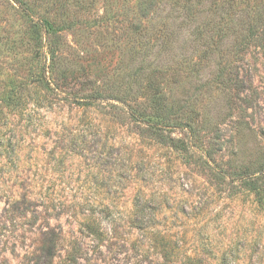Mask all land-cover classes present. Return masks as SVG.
I'll use <instances>...</instances> for the list:
<instances>
[{"label":"rangeland","instance_id":"374dc122","mask_svg":"<svg viewBox=\"0 0 264 264\" xmlns=\"http://www.w3.org/2000/svg\"><path fill=\"white\" fill-rule=\"evenodd\" d=\"M263 38L264 0H0V264H264Z\"/></svg>","mask_w":264,"mask_h":264},{"label":"trees","instance_id":"16d2710c","mask_svg":"<svg viewBox=\"0 0 264 264\" xmlns=\"http://www.w3.org/2000/svg\"><path fill=\"white\" fill-rule=\"evenodd\" d=\"M251 32V31H250ZM251 35H255L253 32H251ZM264 40V38H263ZM263 44H264V41H263ZM235 79L238 80V84L239 86L242 88V90L244 91L245 90V87H244V81L242 79L239 78V75H236L235 76ZM152 92V95L149 96L148 98L144 97L147 101V105H151L150 107V110H153L151 111V113L148 111H139V110H134L132 111V114L135 115V117H138V118H141L142 120L146 121L150 126L151 128H153L154 130H159L160 128H162V126H167V124H164L163 120H162V123H159L158 120H160L161 118H159L156 113H157V108L159 105H160V99H162L164 97V94L162 93V91H160V88L157 87V85L155 86V88H153V90L151 91ZM155 96H154V94ZM155 103V106H153V104ZM153 107V109H152ZM156 112V113H155ZM162 125V126H161ZM160 136V141L162 143H165V144H169L171 145L172 147H175V148H180V144H178V142L171 138V137H168V136H165L164 134H162L161 132L159 133ZM248 176H251V175H248ZM242 177H246V175L242 176ZM253 189H255V187H253Z\"/></svg>","mask_w":264,"mask_h":264}]
</instances>
